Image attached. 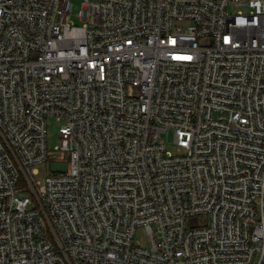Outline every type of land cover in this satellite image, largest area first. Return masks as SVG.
I'll use <instances>...</instances> for the list:
<instances>
[{
  "label": "built area",
  "instance_id": "2783aa9c",
  "mask_svg": "<svg viewBox=\"0 0 264 264\" xmlns=\"http://www.w3.org/2000/svg\"><path fill=\"white\" fill-rule=\"evenodd\" d=\"M76 1L0 0V264H264V0Z\"/></svg>",
  "mask_w": 264,
  "mask_h": 264
},
{
  "label": "rangeland",
  "instance_id": "374dc122",
  "mask_svg": "<svg viewBox=\"0 0 264 264\" xmlns=\"http://www.w3.org/2000/svg\"><path fill=\"white\" fill-rule=\"evenodd\" d=\"M74 7L73 11L75 12L78 7V2L73 0ZM59 122L54 118V116L46 117V144L49 154L57 155L58 152L54 151V146L59 144V132H58ZM172 129H169L167 135L166 148L172 153L177 152V148L172 139ZM68 168V162L61 159H55V157L50 156L46 162L39 166V173L35 175L37 179L42 178L45 174L49 172H56L61 170H66ZM192 220V224L197 223L198 221H203L201 216H196ZM135 237L139 240V243L143 246H147L149 241L147 239L146 231L143 226H138L136 229Z\"/></svg>",
  "mask_w": 264,
  "mask_h": 264
}]
</instances>
